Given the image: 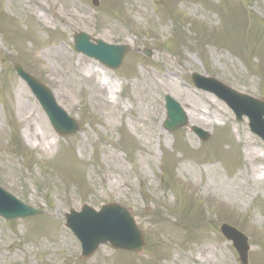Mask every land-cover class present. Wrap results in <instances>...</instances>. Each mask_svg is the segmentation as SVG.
I'll use <instances>...</instances> for the list:
<instances>
[{"label":"rangeland","instance_id":"rangeland-1","mask_svg":"<svg viewBox=\"0 0 264 264\" xmlns=\"http://www.w3.org/2000/svg\"><path fill=\"white\" fill-rule=\"evenodd\" d=\"M239 15L230 34L245 59L213 37ZM74 32L131 50L111 71L73 51ZM14 63L52 92L78 134L54 133ZM192 73L264 99V0H0V187L43 212L0 219V264H240L223 223L246 236L247 264H264V181L254 178L264 144L246 118L236 123L223 102L195 89ZM164 96L180 105L187 128L162 129ZM192 126L209 140L201 143ZM109 203L129 211L145 248L137 255L100 246L81 259L64 214Z\"/></svg>","mask_w":264,"mask_h":264},{"label":"water","instance_id":"water-1","mask_svg":"<svg viewBox=\"0 0 264 264\" xmlns=\"http://www.w3.org/2000/svg\"><path fill=\"white\" fill-rule=\"evenodd\" d=\"M94 6H97L96 0H91ZM90 38L84 34H75L74 43L77 52L91 57L112 70L120 67L124 56L130 51L128 47L108 46L101 41H94L97 45L89 43ZM146 56L150 54L146 53ZM14 69L31 87L32 91L38 98L43 110L45 111L52 127L59 136H71L79 132L77 124L69 119L66 114L56 106L48 91L39 86L29 76L24 75L17 65H13ZM202 78L192 75V82L198 88H203L214 92L220 99L226 101L230 108L236 113L240 121L241 113H239V105L234 100H238L241 104L248 103L251 105L252 111L247 116L250 120L251 131L257 134L264 141V107L263 102H255L247 98L237 96L229 92L224 86L214 80H207L213 87L202 86L200 84ZM167 119L163 124V128L168 132L182 129L187 125V119L179 106L169 98H166ZM191 131L198 136L202 142L208 140L209 135L201 130L193 127ZM119 211L117 205L105 206L99 214L94 213L87 206H83L79 214L73 210L70 214L65 215L66 227L79 239L82 244V257H91L100 245L109 244L114 250H122L132 253H141L144 248L141 233L137 230L133 219L129 216L125 209ZM41 212L32 210L22 204L16 202L12 206L0 201V216L7 221L19 218H27L40 215ZM221 234L227 241L232 242V246L239 255L240 262L246 264L248 246L246 238L237 232L234 228L222 225Z\"/></svg>","mask_w":264,"mask_h":264},{"label":"bare ground","instance_id":"bare-ground-1","mask_svg":"<svg viewBox=\"0 0 264 264\" xmlns=\"http://www.w3.org/2000/svg\"><path fill=\"white\" fill-rule=\"evenodd\" d=\"M47 11L50 13V14H52L53 16H58V14H57V12H56V10L54 9V8H50V9H47ZM59 20L61 21V22H65V20L63 19V18H61V17H59ZM98 89H99V92H101V93H105L104 91H106V87H105V85H101V84H98ZM187 94L190 96V97H192V98H195L196 100H198L199 102H208V101H211V99H210V96L209 95H206V94H201V93H199V92H196V91H190V92H187ZM215 106H217V104H215ZM24 107L23 106H21L20 108H18V111L20 112V111H24ZM44 127L46 128V126L44 125ZM26 134L28 135V132H27V130H26ZM34 136L38 139V136H36L35 134H34ZM41 137H42V140H44V139H46V137H45V134L44 135H41ZM27 141H29V137L27 138ZM254 151L253 150H250V149H246V153H247V155H249V156H251L252 155V153H253ZM258 156H261V155H258ZM254 178L256 179V180H258V181H264V170L263 171H259V169L256 171H254Z\"/></svg>","mask_w":264,"mask_h":264}]
</instances>
